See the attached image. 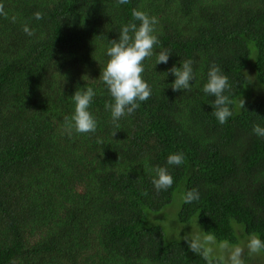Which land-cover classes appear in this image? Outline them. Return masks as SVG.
Instances as JSON below:
<instances>
[{
    "label": "trees",
    "instance_id": "1",
    "mask_svg": "<svg viewBox=\"0 0 264 264\" xmlns=\"http://www.w3.org/2000/svg\"><path fill=\"white\" fill-rule=\"evenodd\" d=\"M0 5V264H207L183 239L192 230L231 244L264 240V137L253 132L264 127V0ZM133 8L157 17L160 43L143 62L151 98L117 127L99 78ZM162 49L171 55L156 65ZM184 60L195 80L173 91L169 69ZM213 63L231 85L224 124L203 91ZM87 87L97 130L69 136L72 96ZM174 153L182 165L167 164ZM156 166L173 176L171 188L157 192ZM191 189L200 199L186 204ZM243 259L264 264V250L245 249Z\"/></svg>",
    "mask_w": 264,
    "mask_h": 264
},
{
    "label": "clouds",
    "instance_id": "2",
    "mask_svg": "<svg viewBox=\"0 0 264 264\" xmlns=\"http://www.w3.org/2000/svg\"><path fill=\"white\" fill-rule=\"evenodd\" d=\"M129 0H117V6L127 4ZM0 14H4L3 5H0ZM133 20L123 25L120 30L119 40H112L111 46L107 49L109 60L102 69L100 78L106 85L113 102H106L105 109L111 112L112 122L118 125L120 118L133 114L139 107L140 102L151 98L152 89L150 85L142 78L145 71L143 62L153 55V48L159 44L158 36L155 35L156 25L159 23L157 17L149 16L146 12L132 9ZM35 19L40 20L43 14L36 12ZM135 21H139V25ZM24 31L32 36L34 32L25 26ZM171 52L168 49H162L157 55L156 65L160 63L167 64ZM181 67L173 66L169 72L176 79L170 85L173 91L190 90L191 82L195 80L193 70V61L184 60ZM246 73V72H245ZM168 75V73H166ZM247 74V73H246ZM247 77L248 74H247ZM231 89L229 79L222 74L218 65L213 63L208 72L207 83L203 91L215 97L213 102V115L224 124L228 118L233 115L229 105L232 101L225 95L226 91ZM96 92L92 87L84 90L78 89L72 96L75 104L74 113L64 118V132L69 136L75 131L79 134L95 133L98 122L90 112V105L93 102ZM241 108H245V100H240ZM253 132L264 137V127L259 124L253 125ZM185 162L182 153L170 154L167 159L168 165L179 166ZM152 171L155 173L152 183L157 192L167 190L174 183L173 176L166 167L156 166ZM200 199L198 189H191L182 196L186 204H190ZM233 226L235 222L233 221ZM204 231L192 232L183 237L188 247L194 253H197L207 264H245L243 259L245 249L249 255H258L264 250V240L253 233L247 238L246 243L231 244L227 240L217 242L216 237L209 234H202Z\"/></svg>",
    "mask_w": 264,
    "mask_h": 264
},
{
    "label": "rangeland",
    "instance_id": "3",
    "mask_svg": "<svg viewBox=\"0 0 264 264\" xmlns=\"http://www.w3.org/2000/svg\"><path fill=\"white\" fill-rule=\"evenodd\" d=\"M165 218H167L168 221H170V219H172V215L168 216V214L165 216ZM254 264H259V262L255 261Z\"/></svg>",
    "mask_w": 264,
    "mask_h": 264
}]
</instances>
